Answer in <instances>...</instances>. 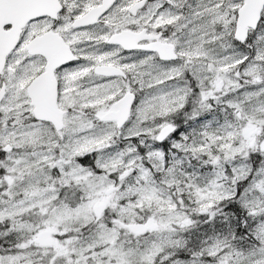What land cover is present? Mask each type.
<instances>
[{"label": "snow or ice", "instance_id": "1", "mask_svg": "<svg viewBox=\"0 0 264 264\" xmlns=\"http://www.w3.org/2000/svg\"><path fill=\"white\" fill-rule=\"evenodd\" d=\"M0 264H264V0H0Z\"/></svg>", "mask_w": 264, "mask_h": 264}]
</instances>
